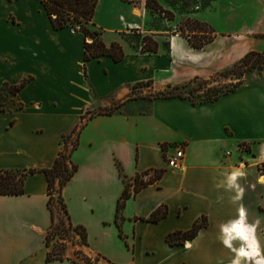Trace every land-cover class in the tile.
I'll return each mask as SVG.
<instances>
[{"label":"crops","instance_id":"1","mask_svg":"<svg viewBox=\"0 0 264 264\" xmlns=\"http://www.w3.org/2000/svg\"><path fill=\"white\" fill-rule=\"evenodd\" d=\"M144 7L145 0H98L91 28L106 46L119 43L124 56L84 61L82 33L55 30L40 0H0V170H34L23 194L0 195V264L81 263L76 251L92 264H232L235 258L252 264L237 257L247 243L223 229L243 211L258 245V228L264 234V173L258 171L264 163V64L213 101L131 91L147 82L156 91L181 87L263 52L264 0L196 1L181 16L211 31L200 49L176 32H146ZM134 32L151 36L157 52L129 45L124 35ZM111 107V114H98ZM64 145L77 169L61 196L71 224L85 230L86 245L72 244L62 259L47 261L51 214L40 170L52 167ZM179 145L182 170L175 171L166 158ZM234 172L243 175L229 184ZM157 174L134 192L135 178L147 182ZM127 183L129 197L117 221ZM158 208L166 215L148 221ZM196 221L205 224L195 237L168 244L169 234L189 231Z\"/></svg>","mask_w":264,"mask_h":264},{"label":"trees","instance_id":"2","mask_svg":"<svg viewBox=\"0 0 264 264\" xmlns=\"http://www.w3.org/2000/svg\"><path fill=\"white\" fill-rule=\"evenodd\" d=\"M43 5V8L46 14L49 16L51 21L52 27L55 30L62 29L65 27H70L74 31L82 33L85 42H84V61H87L91 58H97L100 56H110L113 58L114 61H119L123 58L124 53L122 50V46L119 43L113 42L109 46H106L102 40L100 39V33L98 30H94L91 28L93 25L92 19L94 15L95 8L97 6L98 0H40ZM146 7L160 12L166 13V11L158 4L156 0H146ZM192 24L195 25H202L208 33L211 31L207 28L205 24H202L198 21L192 20ZM89 25V26H88ZM90 27V28H89ZM134 35L137 36V48L140 52H148V53H156L158 50L157 42L149 35H142L140 33L134 32ZM125 38L129 37V35H124ZM90 39V42L86 40ZM207 41H203V43L196 45L189 40V44L195 48L200 49L202 48L204 43ZM135 46V45H134ZM255 56L258 58L259 64L250 65L251 67H256L258 70L262 69L264 64V51L261 53H248L245 55L237 64L232 66V68L237 67H245L247 68L248 58ZM245 72V70H243ZM24 83V82H23ZM21 83V86L23 85ZM149 83V82H147ZM19 87L14 88V91L17 90ZM178 87H174L175 89ZM234 88L227 89L225 91H221L219 95L214 98H208L206 101H213L219 96L226 94L232 91ZM160 98H170V97H179L184 98L177 94H166L161 96H156ZM116 107L109 109L108 111L99 112L98 114L109 115L111 114ZM67 138H64L66 142ZM76 146V142L74 141L71 145V150L74 149ZM70 153H67V148L64 145V148L60 151L57 158L55 159L53 165L49 169L40 170L46 176L47 181V206L49 208L51 214V225L50 228L45 236L46 245L49 246V233L54 230H61L62 232H72L78 236V244L81 246L86 245V233L85 230L80 226H73L69 220V216L67 213V209L63 198L61 196V190L63 186L71 179L74 175L77 167L73 164L69 158ZM264 169V163L258 167V170L262 172ZM34 173V170L29 171H13V170H0V195H21L23 194V182L25 177L28 174ZM160 174L156 175L153 179L148 180L147 182H143L139 180V178H135L133 183L134 192H137L141 187L146 184L151 183L154 179H158ZM129 184L125 185V188L120 195L117 207H116V220L120 216L121 209L124 205L125 200L129 197L128 192ZM55 197H57L59 204L61 205V209L65 214V221L59 220L57 223L55 222L54 212H53V202ZM167 213L165 208H158L152 212L148 221L157 222L161 218H163ZM205 223L201 221H196L192 228L186 232H174L167 236V242L169 245H178L185 240L192 239L197 234L198 230L204 225ZM81 254L80 252L75 253V256ZM55 259H62V257H56L55 254H51V251L47 252L46 260H55ZM76 264H82L76 261H73ZM84 264H92V262L87 259L86 257L83 259Z\"/></svg>","mask_w":264,"mask_h":264},{"label":"rangeland","instance_id":"3","mask_svg":"<svg viewBox=\"0 0 264 264\" xmlns=\"http://www.w3.org/2000/svg\"><path fill=\"white\" fill-rule=\"evenodd\" d=\"M129 1V0H126ZM135 5H138V0H131ZM164 4L161 5L166 13H160L151 10L146 7L145 0V21H146V32L152 34H165L167 32L179 33L184 36H188L189 40L196 45L207 41L210 34L207 32L202 25L192 24V19L182 17L181 14L186 11H191L195 7V2L198 0H163ZM173 12V13H172ZM174 14V15H173ZM180 16V17H179ZM89 26V25H88ZM90 28V27H89ZM137 36L130 34L129 37L124 38L129 45L137 46ZM90 42V39H88ZM134 47V46H133ZM247 68L237 67V68H227L216 74L211 75L206 79H194L184 86H177L178 88L172 89L164 87L162 90H153L149 83H142L133 87L131 95L135 97L151 98L166 94H177L182 97L189 99L191 102L196 103L200 101H206L208 98H214L220 94L221 91L231 89L233 87H238L239 85L247 82L249 76L259 73L256 67H251L254 63L259 64L258 58L255 56L248 58ZM254 66V65H253ZM245 70V72L243 71ZM3 98V93H0V100ZM109 109H112L109 108ZM108 108L105 111L109 110ZM103 112V110H101ZM259 171V170H258ZM260 172V171H259ZM261 173H264V169ZM53 212L55 217V222L59 220L65 221V214L61 209V205L58 202L57 197H55L52 204ZM258 228V238L259 245L264 249V234L261 235ZM260 233V234H259ZM49 246L51 254H55L56 257H62L65 253L66 247L70 248L72 244H78V236L72 232H62L61 230H54L49 233ZM82 247V246H80ZM76 251L75 253H77ZM79 261L84 264L83 259L85 256L79 254Z\"/></svg>","mask_w":264,"mask_h":264},{"label":"clouds","instance_id":"4","mask_svg":"<svg viewBox=\"0 0 264 264\" xmlns=\"http://www.w3.org/2000/svg\"><path fill=\"white\" fill-rule=\"evenodd\" d=\"M237 175H243V173H232L228 178L229 184H232L236 180ZM261 182H264V177L261 178ZM242 217L243 211H241V219L234 222L231 228H224L223 231L225 233H235L247 242V250L244 247L238 249L237 257H244L246 260H251L252 264H264V257H261L258 242L254 238L255 229L254 227L245 226ZM224 243L226 246L231 247L228 239H225ZM232 264H241L240 259H233Z\"/></svg>","mask_w":264,"mask_h":264},{"label":"built area","instance_id":"5","mask_svg":"<svg viewBox=\"0 0 264 264\" xmlns=\"http://www.w3.org/2000/svg\"><path fill=\"white\" fill-rule=\"evenodd\" d=\"M184 156V151L182 146H176L174 152L169 154L166 158L167 168L175 171L182 170V160ZM185 244V243H184Z\"/></svg>","mask_w":264,"mask_h":264},{"label":"bare ground","instance_id":"6","mask_svg":"<svg viewBox=\"0 0 264 264\" xmlns=\"http://www.w3.org/2000/svg\"><path fill=\"white\" fill-rule=\"evenodd\" d=\"M244 223V222H243ZM244 225L246 226V224L244 223ZM236 237H238V238H241V237H239V236H237L235 233H233ZM241 240H243L244 242H246L243 238H241ZM247 243V242H246ZM245 245V244H244ZM245 250H247V248L245 249Z\"/></svg>","mask_w":264,"mask_h":264}]
</instances>
